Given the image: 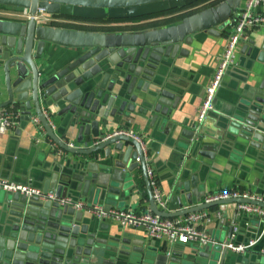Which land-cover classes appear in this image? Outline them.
<instances>
[{
  "label": "water",
  "instance_id": "water-1",
  "mask_svg": "<svg viewBox=\"0 0 264 264\" xmlns=\"http://www.w3.org/2000/svg\"><path fill=\"white\" fill-rule=\"evenodd\" d=\"M203 1L0 0L1 5L22 7L30 13V17L19 20L0 17V83L4 80L8 95L6 100L0 101V111L4 106L20 102L25 108L24 114L31 113L33 102L36 116L54 142L67 151L85 156L78 162L81 173L66 178L53 175L44 192L54 191L58 197H66L71 193L69 191L83 189L89 201L101 198L106 201V208H112L115 201H125L126 192L132 191L133 172L141 166L150 210L160 216L174 217L230 202L264 207V201L244 196L202 201L208 193L205 186L202 184L199 188V177H187L183 171L170 192L167 207L161 208L154 197L148 174L150 161L146 159L142 143L127 134L104 138L116 129L111 127L113 122L123 123V114L135 110L139 97L143 101L140 111L154 110L152 122L159 114L169 116L170 107H175L181 96L175 87L164 81L163 68H167L172 59L188 54L182 44L191 43L196 32L206 30L216 34L218 28L228 25L242 0H212L211 5L185 15L180 21L136 30H83L55 26L34 17L39 8H44L51 14L90 19L129 18L177 9H182L181 13ZM47 42L75 48L78 54L62 68L43 72L37 59ZM258 58L264 60V49ZM150 83L154 86L149 88ZM4 84H0L1 92ZM135 87L139 93L133 92ZM30 93L32 101L29 100ZM44 102L48 107L60 105L56 112L68 115L79 124V142L85 141V135H92L99 142L89 146L71 145L66 134L59 135L53 128ZM263 121L264 92L255 100L241 101L239 108L236 105L228 116L226 129L264 149ZM199 131H183L177 146L180 165L186 154L203 152L201 147L206 144ZM100 150H104L109 161L114 159L113 163L102 166L111 169L110 172L105 173L104 169L99 172L97 164L88 157ZM0 214V264H151L148 259L152 245L146 243V239L135 241L133 246L129 245L127 237L122 238V243L118 236H111L108 241L100 233L97 235L96 225L91 228L90 222L95 219H88L82 209L62 205L59 200L0 190ZM223 219L221 226L231 236L234 226ZM97 227L107 229L108 225L101 222ZM229 242L228 239L224 244L210 241L204 249L186 256L177 251L169 255L160 253L157 263L217 264L219 256L226 254ZM106 253L105 258L101 257Z\"/></svg>",
  "mask_w": 264,
  "mask_h": 264
},
{
  "label": "crops",
  "instance_id": "crops-1",
  "mask_svg": "<svg viewBox=\"0 0 264 264\" xmlns=\"http://www.w3.org/2000/svg\"><path fill=\"white\" fill-rule=\"evenodd\" d=\"M212 3H214L212 0H204L189 7V9L195 11ZM242 3L244 0H242L241 5ZM195 6L198 7L194 9ZM260 10L264 12V2L261 4ZM23 11L24 8L22 7L0 4V17L6 19H23L21 18ZM59 19L76 24L86 22V24L97 25L94 23L99 22L89 20L82 22L61 17ZM153 20L148 18L140 23L148 25L147 27L168 24L151 25L150 22ZM172 22H177V20ZM136 29L141 28L137 27L133 30ZM218 29L219 32L216 34L206 30L196 32L192 35L191 43L182 44L188 49V54L172 59L168 67L163 68L165 72L164 81L166 83L168 81L175 87L177 94L181 96L180 100H177V105L170 107L169 116L159 114V117L152 122L154 110L151 109L148 113L140 111L143 107V101L139 97L135 102V110L123 114V123L115 124L113 122L111 124L112 128L128 127L143 135L144 149L147 160L150 161L149 166L155 171L162 197L167 200V204L169 203L170 192L183 171L187 177L191 175L199 177L197 182L199 188H202V184L205 186L208 193L202 198V201L225 189H239L264 194V149L251 145L249 141L226 129L228 116L236 105L239 108L241 101L255 100L264 92L262 88L264 60L258 58L259 52L264 49V28L252 29L249 39L239 44L235 62L228 69L223 84L216 93L215 108L209 112L203 122L199 123L198 116L206 89L223 55L227 36L233 29V23L230 22L225 27L221 26ZM252 47L253 49L249 53V49ZM77 54L75 48L47 42L43 54L37 59V63L43 72H53L65 66ZM0 84H4V80ZM1 86L3 91H0V101L8 98L5 84ZM153 86L154 83H150L149 88ZM133 92L136 94L139 93V90L135 87ZM29 100L32 101L31 93ZM59 106L48 107L45 102L43 103L44 110L46 114H49V120L52 121L57 134H66L68 136L67 142L74 146L86 145V142L92 144L95 141L92 135H85V142L78 141L79 124H76L74 119L68 115H59L56 112L59 110ZM6 109L17 111L18 117L13 126L0 134V178L31 184L44 191L46 185L50 186L53 175L59 174L60 177L64 175L66 178L72 174L81 173L78 162L84 160L85 156L67 151L54 142L47 134L42 122L34 120L36 111L33 102L31 109L33 116L31 113L24 114L25 108L20 102L4 106L1 111ZM110 118L113 121V116ZM262 128H264V121ZM185 129H200L199 132L204 135L203 143L206 146L201 147L203 152H197L194 155L192 153L186 154L180 165V153L177 151V146L182 140L181 137ZM262 132L264 133V129ZM262 143L264 144V142ZM88 157L97 164L99 172L105 168L102 166L114 161V159L109 161L104 150L90 154ZM104 170L107 173L106 171L110 172L111 169ZM133 174L135 182L130 187L132 191L126 192L125 201L120 199L115 201L112 208L139 212L150 210V198L142 167L138 166ZM47 192L56 194L54 191ZM69 192L71 193L66 196L68 198L85 200L90 204H100L106 207V201L101 198L96 199V201L93 200L94 202L89 201L83 189ZM193 197L195 200V196ZM208 209L212 211L221 210L222 212L221 216H214L211 222L200 224L201 227L206 228L212 241L223 243L228 239L235 244L248 243L263 233L259 242L245 251L228 248L224 256H219L217 264L220 263L221 259H223L222 264H264V255L261 253V249L264 248V216L238 210V202L219 204ZM82 210L88 219H95L90 222L91 228L96 225L97 235L100 233V236L105 237L108 241H110L111 236H118L122 243V238L127 237L130 241L129 245L133 246L135 241L146 239V243L152 245V254L148 259L151 264H158L160 253L169 255L177 251L186 256L204 249V244L198 241L171 242L167 237H151L143 227L124 226L116 220H100L86 209ZM223 218L234 226L231 236H229L227 229L223 225L221 226ZM101 222L108 225L107 229H98L97 225ZM105 250L108 252L107 248ZM222 253L223 249L220 250V254ZM106 255L107 253L101 254V257L105 258Z\"/></svg>",
  "mask_w": 264,
  "mask_h": 264
},
{
  "label": "built area",
  "instance_id": "built-area-1",
  "mask_svg": "<svg viewBox=\"0 0 264 264\" xmlns=\"http://www.w3.org/2000/svg\"><path fill=\"white\" fill-rule=\"evenodd\" d=\"M263 2L264 0H244V3H242L233 17L231 21L233 23V29L227 36L225 50L206 89L204 101L201 105L198 116L199 123L203 122L209 112L215 108L216 93L223 84L228 69L235 62V56L239 44L249 39V34L252 29L264 28V12L260 10V6ZM21 17H30L29 10L24 8V11L21 13ZM34 17L40 22H46L49 24L52 21L67 22L65 20H60V16H55L54 14L46 12L44 8H39ZM61 18L64 19V17ZM134 23L135 22H129L127 24ZM17 117L18 113L13 109L0 111V134L7 131L10 126H13L16 123ZM34 120L40 122L37 116ZM50 123L52 124L51 120ZM116 134L131 135L139 140L144 148L145 140L143 135L138 134L128 127L110 131L106 136H104V138H108ZM97 142H99V139H95L92 144ZM70 144L73 145L72 143ZM92 144H88V142H86V145L82 146H89ZM137 159H139V157ZM146 159H148L147 156ZM149 165L148 174L151 180L155 200L161 208H166L168 205L167 200L162 197L155 171ZM0 189L5 191H20L28 195H38L44 199L59 200L61 204H69L77 209H86L100 220H116L124 226L143 227L146 229L149 236L155 238L167 237L171 242H188L190 240H194L205 245L212 240L206 228L201 227L200 224L209 223L213 220L214 216H221L222 214L221 210L212 211L207 208L184 215L164 217L151 210L139 212L130 209L106 208L104 205L90 204L85 200H73L68 197H58L55 193L44 192L37 186L4 178H0ZM238 196L264 201V194H257L239 189H225L216 192L212 196L207 197L205 201ZM238 210L264 216V207L253 203L238 202ZM262 236L263 233L256 238L251 239L248 243L235 244L230 241L226 245L233 250L245 251L249 247L257 244ZM261 253L264 255V248L261 249Z\"/></svg>",
  "mask_w": 264,
  "mask_h": 264
},
{
  "label": "trees",
  "instance_id": "trees-1",
  "mask_svg": "<svg viewBox=\"0 0 264 264\" xmlns=\"http://www.w3.org/2000/svg\"><path fill=\"white\" fill-rule=\"evenodd\" d=\"M182 9L177 10H170L166 12L156 13V14H148L144 16H138V17H129V18H101V19H90L80 16H74V15H62V14H54L55 16L64 17L67 19H74L79 20L82 22L85 21H99L104 23H124L123 25L119 26H110V25H89L85 23H71V22H58V21H52L50 24L55 26H62V27H69V28H78L83 30H93V31H117V30H133L137 27H147L148 25H145L143 23H140L141 21L145 19H154L152 22H150L151 25H161L165 23H172V21H179L181 20L185 15L193 12V10H188L185 12H181ZM157 18V19H155ZM129 22H135L139 24H127Z\"/></svg>",
  "mask_w": 264,
  "mask_h": 264
},
{
  "label": "rangeland",
  "instance_id": "rangeland-1",
  "mask_svg": "<svg viewBox=\"0 0 264 264\" xmlns=\"http://www.w3.org/2000/svg\"><path fill=\"white\" fill-rule=\"evenodd\" d=\"M155 19H157V18H155ZM94 24H97V25H106L104 22H97V23H94ZM118 24L119 25H123L124 23H107V25H110V26H119Z\"/></svg>",
  "mask_w": 264,
  "mask_h": 264
}]
</instances>
